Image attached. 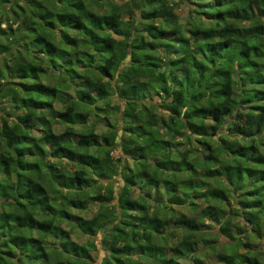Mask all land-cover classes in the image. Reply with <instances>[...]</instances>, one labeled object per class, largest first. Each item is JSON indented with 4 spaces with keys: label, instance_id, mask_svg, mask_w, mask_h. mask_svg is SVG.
I'll return each mask as SVG.
<instances>
[{
    "label": "trees",
    "instance_id": "trees-1",
    "mask_svg": "<svg viewBox=\"0 0 264 264\" xmlns=\"http://www.w3.org/2000/svg\"><path fill=\"white\" fill-rule=\"evenodd\" d=\"M105 6L0 0V264H264V0Z\"/></svg>",
    "mask_w": 264,
    "mask_h": 264
},
{
    "label": "rangeland",
    "instance_id": "rangeland-1",
    "mask_svg": "<svg viewBox=\"0 0 264 264\" xmlns=\"http://www.w3.org/2000/svg\"><path fill=\"white\" fill-rule=\"evenodd\" d=\"M88 1V0H86ZM107 1V6H105L103 9H101L100 11H106L107 9H109L110 6L112 5H121L125 0H106ZM186 10H187V6L184 5V4H178L176 5V8H175V15H176V18L178 19H183L185 16H186ZM0 17L2 19V21H5L7 18L8 19H13L12 17L9 16L8 14V11H7V8L4 9L3 11H1L0 13ZM160 55L163 57L165 56V54L163 52L160 53ZM4 59V57H0V61L1 59ZM51 72V76H48V78H41V80L43 82H48L50 84H54L55 81L57 80V76L56 74H54L53 72H57V71H50ZM1 82L4 84V88H6V81L3 79L1 80ZM152 97H155V99H158V96H155L153 94H151ZM151 98L148 96L147 100L145 101L146 105H148V102H153L154 100H150ZM117 102H119V99L116 97V96H110L109 99H108V102H107V105L104 104V102H102V107L105 109V111H109L110 110V107L113 106L115 107V105L117 104ZM55 107L58 108V109H62V105L60 102H55ZM151 111L153 113H156L157 115H159L160 113H162L163 115H166V113L162 112L160 109H156L155 107H153V109H151ZM18 111L17 110H13V107H12V102L10 101V97L9 96H1L0 95V115H10V117H12L13 115H15ZM20 112V111H19ZM111 115L109 116L110 120L113 122V123H116V121H118V118L116 117V114H115V111L114 110H111L110 111ZM100 116L103 117L105 115V112L103 111H100ZM120 123V121H119ZM60 125V124H59ZM59 130L61 131L63 129V126H58ZM95 130L97 132H102V131H105L106 127H105V121L104 120H100L98 121V123L95 125ZM177 141V139H171V143H172V146H174L175 148H178V150H182L183 149V146H175V142ZM212 145L215 144V142L212 140L211 141ZM183 144V142H182ZM187 146L185 147H191L192 149L195 147L194 143H187L186 144ZM175 149L172 148V154H171V157L172 155H174V157H178V154L177 152L174 151ZM194 150V149H193ZM206 153V150H203V149H200V147L196 146V151H192V153H190V157H193L194 155H198L200 157H204ZM112 155L114 157H117L118 154H117V151H112ZM49 161H56L58 162L59 165H62V166H65L66 169L72 171L73 169H75V167L67 162L66 160H63V159H53V158H50ZM127 161L129 162V164L132 165V160L130 158L127 159ZM167 175V174H166ZM132 194L133 195H138L139 193H144L145 196L148 195L149 193V197L150 195H153L154 193V190L153 188L152 189H148L147 187L143 186V187H135L134 189H132ZM160 191H162V198H165L166 197V194L165 192L163 191V189H161ZM197 202V201H196ZM203 204L201 203L199 206H202ZM232 207H234V204H232ZM97 210V205L94 204L93 206H91L89 209L83 211V212H80V214L84 215V216H91L92 214H94ZM74 211V210H73ZM179 212H184V213H193L191 209L189 208H183L182 206H178V205H173V211L172 213H179ZM160 214H164L162 211L160 212ZM68 227V226H67ZM32 234L36 235V232L33 231ZM72 237L74 240L80 242V243H83L87 240V237H85L84 235L80 234L78 231L76 230H73L72 232ZM99 240V238H98ZM48 241V239H47ZM221 241L223 242V238L221 239ZM253 246H251L252 248ZM259 249H264V247H260ZM241 251H243V249H241ZM98 253L96 252H93L95 255H97L98 257L99 256H102L103 255V251L102 249L100 248L99 246V250L97 251ZM206 264H222L220 263L218 260H217V257L216 256H213L211 258H205L204 259ZM15 264H17V262H15ZM224 264V263H223Z\"/></svg>",
    "mask_w": 264,
    "mask_h": 264
},
{
    "label": "crops",
    "instance_id": "crops-1",
    "mask_svg": "<svg viewBox=\"0 0 264 264\" xmlns=\"http://www.w3.org/2000/svg\"><path fill=\"white\" fill-rule=\"evenodd\" d=\"M58 126H61V125L57 124V125L54 126V130H55L56 132L60 131L59 128H58Z\"/></svg>",
    "mask_w": 264,
    "mask_h": 264
}]
</instances>
